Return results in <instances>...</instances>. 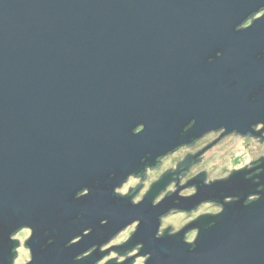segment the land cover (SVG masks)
Here are the masks:
<instances>
[{
    "label": "water",
    "instance_id": "95a60500",
    "mask_svg": "<svg viewBox=\"0 0 264 264\" xmlns=\"http://www.w3.org/2000/svg\"><path fill=\"white\" fill-rule=\"evenodd\" d=\"M259 9L264 0H0V264H11L8 234L21 222L35 227V264H73L135 219L131 241L83 264L138 243L150 264H264V156L228 181L198 177L184 187L195 195L179 190L157 207L169 175L138 207L109 188L209 133L262 136L253 127L264 121V15L243 28ZM84 186L91 195L75 201ZM225 196L237 200L220 217L176 233L197 223L193 243L155 238L159 215Z\"/></svg>",
    "mask_w": 264,
    "mask_h": 264
},
{
    "label": "clouds",
    "instance_id": "9594fccd",
    "mask_svg": "<svg viewBox=\"0 0 264 264\" xmlns=\"http://www.w3.org/2000/svg\"><path fill=\"white\" fill-rule=\"evenodd\" d=\"M258 11H260V9ZM256 12L257 11H254L251 14H249L246 19H248L249 17L254 15ZM262 14H264V13H262ZM256 19L259 20V17H256ZM258 59H259V57H258ZM253 99H255V98H253ZM256 125H260V126L264 127V121L257 122ZM139 127H143L146 130L145 124H139L137 127H135L133 129L134 135H137L135 133V129H137ZM242 132H243V130H241V132H238L237 135H241ZM241 138L244 139L246 143H250L252 145L264 144V139H262L261 137L247 138V137L242 136ZM261 155H264V152H261V153L256 154V155H250L245 160V163L250 164L253 160H259ZM142 161H141V163H142ZM238 167H243V165H239ZM142 170H144V166L141 170L133 171V172L127 174L118 183H116L114 185H109V188H111L113 194L116 197H118L122 200L123 199L129 200L131 205L134 207H138L145 202L143 197L145 196V194L148 191L147 187L145 186L147 181L146 180L142 181L136 175V174L140 173ZM110 179H115V173H113L111 175ZM213 179H215V178H213ZM219 179L224 180V181L230 180L231 179L230 172H226L223 176L219 177ZM97 183H99V181ZM192 191L194 192L195 189L193 188ZM91 193H92V189L88 186H84L76 192L73 199L75 201H79L81 199H85V198L89 197L91 195ZM183 194L189 195L191 193L184 192ZM228 197H230V196H225L223 202H221V201L213 202L219 206H216V207L210 206V211L215 213L216 215H209L208 217H210V218L220 217L224 212L223 203ZM256 197H257V194H250V195H248L246 200L251 199L253 201H256ZM152 206L157 207L156 198L152 201ZM165 215H166V212L158 216V228H157V231L155 234V238L157 240L175 238L181 234L183 236V242L186 245H189L188 242L196 240L197 232L201 231L200 227L194 226L197 223L193 224V229H195L197 231H192L191 235H187L186 233H180L179 235H177L176 230H173L170 227L171 222L165 219ZM77 219H83V214H80L77 217ZM109 222H110L109 219H103V220H101V226L106 227L109 224ZM141 226H142V221L140 219L132 220L130 223L125 224L118 231H116L111 236V238L108 239L106 242L94 244L93 246L88 248V250L74 256L73 257V264H83V261L91 259L94 256V254H96L98 252L97 249H99V248H104L105 246L112 247L114 244H119L121 242L126 243L129 240L131 241L137 235ZM211 226L212 225H209V227H211ZM133 227H135V229H136L135 232H133ZM25 228L31 230V232L24 233V236L27 237V239L25 240V248H27V251H24V248H21L20 237L17 236V233L20 232L21 229H25ZM93 232H94L93 228H91V227L86 228L85 230H83L82 234L76 235L73 238H71L68 242H66L64 247L66 249H71L74 246L81 244L83 242V240L86 237H89L90 235H92ZM186 236H187L188 242H186V240H185ZM34 239H35V227L33 224H31L29 222L19 223L8 234V240H9L10 244L13 245V247L11 248V254H12L11 264H35V251H34V247L32 246V241H34ZM54 244H55L54 239L49 240L48 244L43 245L41 250L42 251L46 250L47 247L54 245ZM18 249L20 250V252H23V254L28 257V259L26 261H21L20 259H18V252H17ZM144 249H145V245L143 243H138V244H136V246L134 248L125 252V253L133 252L135 255L134 259H127V264L129 261H131V264H150V262L153 260V254L151 252L145 253ZM195 249H193V247H191V250L194 251ZM112 258L115 259V264H125V256L123 254H121V256L119 258H115L114 256H112ZM108 259H109L108 257H101L100 259L95 261V264H107Z\"/></svg>",
    "mask_w": 264,
    "mask_h": 264
},
{
    "label": "flooded vegetation",
    "instance_id": "af4514ba",
    "mask_svg": "<svg viewBox=\"0 0 264 264\" xmlns=\"http://www.w3.org/2000/svg\"><path fill=\"white\" fill-rule=\"evenodd\" d=\"M262 13H264V11L263 10H261L258 14H256L255 16H253V17H251L250 19H248L247 21H246V23L243 25V28H248L249 26H251L252 25V23L255 21V20H257L256 19V17H259V18H261L264 14H262ZM143 128H139L136 132L137 133H139L141 130H142ZM253 130H254V132H261V131H263V133H262V136H261V138L262 139H264V127H262V126H260V125H258V126H254L253 127ZM212 136H215L216 137V139L215 140H213L210 144H206V145H208V146H204V148L202 149V150H200L199 152H197V153H189L188 155H186L185 156V159H184V161L181 163V164H179V165H176L174 168H171L170 170H166L165 172H163L162 173V175L158 178V180L157 181H154V183H152L151 184V187L156 183V182H158L162 177H164L165 175H169L170 176V178H171V183H170V185H169V187L167 188V190L165 191V192H163L162 194H161V196L156 200V202L157 203H159L164 197H166L167 195H170V194H173V193H175V192H177V191H179V190H181V192H180V196H182V197H191V196H193V195H195L196 193H197V187L196 186H189V187H187V188H184L187 184H189V182H192L193 180H195L196 178H198V177H202V178H204L205 179V181H204V183L206 184V185H209V184H211V183H213L214 181H217V180H221V179H210L209 178V171H207V169H205V170H203V171H201V172H198V173H196L195 175H193V176H190L189 177V179L187 180L186 179V181L185 182H182L183 180H185V178L189 175V173L191 174V171L193 170V169H195V167L197 166V165H199V164H202V165H204V163H205V158H207L206 157V154L209 152V150L210 149H212V147H214L215 145H218V144H220V143H222L225 139H228V138H233V137H242V136H240V135H237L236 133H233V134H230V135H226L225 134V130H223V129H221V130H218V131H216V132H212V133H209V134H207V135H205L204 137H202L201 139H197V140H194V141H192L189 145H186V146H183V147H181V148H178L176 151H174L173 153H170V154H168L167 156H165V157H162V158H159L158 160H157V164H156V166L155 167H149V166H147L146 168H145V170L144 171H142L139 175H137L142 181H144V180H147L148 179V176H149V172H157V171H160L161 169H162V167H163V165H164V162H165V160L168 158V157H171V156H173V155H175V154H177V153H179V152H181V151H183V150H192V149H195V148H197V147H199L200 146V144L202 143V142H204L206 139H208V138H211ZM243 137H247V138H253L254 136H252V135H247V136H243ZM258 161V160H257ZM256 161V162H257ZM254 163L255 162H252V163H250V164H248V165H245L244 167H242V168H239V169H236V170H234V171H229L230 172V174H233V172H235V171H238V170H242V169H245V168H247V169H249V170H251V169H254L255 168V165H254ZM258 174V172H255V173H253L252 174V176H256ZM185 183V184H184ZM150 187V188H151ZM150 188L148 189V191L150 190ZM170 188V189H169ZM195 189V191L193 192L192 191V189ZM183 189H185V190H187V191H189L191 194H189V195H184V194H182V192H183ZM147 191V192H148ZM147 194V193H146ZM145 194V195H146ZM144 198V197H143ZM258 197H256V199H257ZM237 199H232V198H228V199H226L224 202L225 203H230V202H234V201H236ZM253 200H251V199H249L248 200V203H250V202H252ZM210 206L211 207H216V206H219V205H217V204H215V203H213V202H205V203H203V204H201L200 206H198L197 208H196V210H194V211H192V212H190V213H180V212H178V211H172L167 217H169L170 215H173V214H181V215H185L186 217H188V222L185 224V225H183L182 227H180L179 229H177L176 230V233L177 232H179V231H181L183 228H185L187 225H189V224H191L192 222H194V221H196L198 218H200V217H202V216H206V213H212L213 215H216L215 213H213V212H211L210 211ZM205 208L206 209H208L209 208V211H207V212H204L205 211ZM208 215V214H207ZM166 218V217H165ZM25 229H27V228H25ZM22 230H24V229H21L20 230V232L22 231ZM30 230V229H29ZM31 231V230H30ZM193 231H197V230H193ZM20 232H18L17 234H19ZM191 233H192V231L191 232H189L187 235H191ZM197 236H198V232H197ZM197 238V237H196ZM186 241H187V236H186ZM195 240H193V241H190V243H193ZM189 243V242H188ZM24 247H25V245H24ZM27 249V248H26ZM102 250V249H101ZM103 251V250H102ZM17 252H18V250H17ZM133 252H131V253H128L127 255H125V260L127 259V258H129V257H132L131 256V254H132ZM116 255H118V256H121L120 254H119V252L117 251V254ZM107 257V256H106ZM109 262V261H108Z\"/></svg>",
    "mask_w": 264,
    "mask_h": 264
},
{
    "label": "rangeland",
    "instance_id": "374dc122",
    "mask_svg": "<svg viewBox=\"0 0 264 264\" xmlns=\"http://www.w3.org/2000/svg\"><path fill=\"white\" fill-rule=\"evenodd\" d=\"M215 139L216 137L212 136L211 138H208L204 142H202L200 146L195 149L183 150L171 157H168L165 160L164 165L160 171L149 172L148 179L146 180L147 183L145 185L147 189L151 187V184L154 183V181L158 180V178L162 175L163 172H165L166 170L168 171L171 168H174L176 165H178V163L184 161L186 155H188L191 152L194 154L199 152L204 148V146H207L206 144H210ZM261 152H264V144L252 145L250 143H246L245 140L242 139L241 137H233V138L225 139L222 143L212 147V149H210L209 152L206 154L207 158H205L204 160L205 161L204 165H202L203 163L197 165L195 169L191 171V174L189 173V175L182 182H185L186 179L188 180L190 176H193L196 173L201 172L205 169L209 171L210 179L213 178L218 179L219 177L223 176L226 172L234 171L236 169L242 168V167H238L239 165H243V167L245 165H248L249 163H245V160L250 155H256ZM263 156L264 155H261L260 159ZM255 161L257 160H253L252 162ZM184 192H189V191L184 189L182 194ZM207 211H209V208L208 209L205 208L204 212ZM180 213L182 214L183 212ZM181 214H173L170 215L169 217L166 216L165 219L171 222L170 226L172 227L173 230L179 229L188 222V217ZM206 214H210V213H206ZM135 230H136L135 227H133V232H135ZM28 232L31 231L29 229H24L19 234H17V236L20 237L21 248H24V251H27V249L24 247L25 240L27 239V237L24 236V233H28ZM124 243L125 242H121L119 244H114L113 246L122 245ZM108 248L111 247L105 246L104 248H102V250L104 251ZM116 254L117 253L115 251H110V254L107 255V257L109 258L108 260L113 259L112 256H114L115 258L118 257V255ZM131 256H134V253H132ZM18 259H20L21 261H26L28 257L25 256L23 252H20V250L18 249Z\"/></svg>",
    "mask_w": 264,
    "mask_h": 264
},
{
    "label": "trees",
    "instance_id": "16d2710c",
    "mask_svg": "<svg viewBox=\"0 0 264 264\" xmlns=\"http://www.w3.org/2000/svg\"><path fill=\"white\" fill-rule=\"evenodd\" d=\"M117 248H119V247H117Z\"/></svg>",
    "mask_w": 264,
    "mask_h": 264
}]
</instances>
